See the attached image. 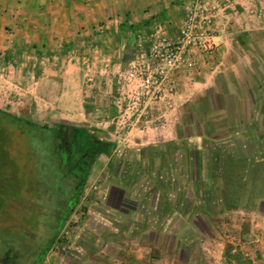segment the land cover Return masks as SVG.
Instances as JSON below:
<instances>
[{
    "label": "rangeland",
    "instance_id": "rangeland-1",
    "mask_svg": "<svg viewBox=\"0 0 264 264\" xmlns=\"http://www.w3.org/2000/svg\"><path fill=\"white\" fill-rule=\"evenodd\" d=\"M210 4L217 24L226 10L235 15L223 50L216 41L213 54H196L199 76L185 74L173 107L147 128L115 106L111 60L86 53L82 70L40 76L28 66L12 73L0 52V128L21 167L9 179L24 175L0 212V264L6 256L17 264H264V0ZM64 152L75 163L86 154L89 166L57 232L74 191L55 170ZM242 155L251 160L241 169Z\"/></svg>",
    "mask_w": 264,
    "mask_h": 264
},
{
    "label": "crops",
    "instance_id": "crops-1",
    "mask_svg": "<svg viewBox=\"0 0 264 264\" xmlns=\"http://www.w3.org/2000/svg\"><path fill=\"white\" fill-rule=\"evenodd\" d=\"M188 1L0 0V52L6 51L4 57L9 62L3 65L15 74L16 68L19 70L28 66V72L33 68L34 73L41 76L53 73L58 70L56 68L63 70L65 66L82 70L90 59L85 56L86 53L96 59L95 63L111 60L110 67L123 65L132 57L136 43L147 41L158 26L163 25L165 30L173 33L174 27L185 15ZM231 4V1L225 3L224 9L229 10ZM228 10L218 21L221 25L215 41L220 44L226 38L228 19L233 21L235 18ZM19 32L22 34L18 38L16 34ZM223 44L219 51L223 50ZM23 47L28 49L29 60L27 52L21 50ZM201 66L192 74L199 76ZM52 81L48 80V85L51 86ZM204 83L198 86L203 87ZM158 135L165 137V132L160 131ZM191 146L188 145L189 151L193 150ZM237 158L238 167L251 160L243 155ZM244 172L243 168L241 176Z\"/></svg>",
    "mask_w": 264,
    "mask_h": 264
},
{
    "label": "built area",
    "instance_id": "built-area-1",
    "mask_svg": "<svg viewBox=\"0 0 264 264\" xmlns=\"http://www.w3.org/2000/svg\"><path fill=\"white\" fill-rule=\"evenodd\" d=\"M211 2L189 0L185 15L173 33L158 26L146 44L137 43L131 60L118 66L114 77L117 90L114 104L135 124L144 122L140 127L147 128L145 125L157 118L161 109L173 107L181 76L192 75L197 70L195 54H213L218 5Z\"/></svg>",
    "mask_w": 264,
    "mask_h": 264
},
{
    "label": "trees",
    "instance_id": "trees-1",
    "mask_svg": "<svg viewBox=\"0 0 264 264\" xmlns=\"http://www.w3.org/2000/svg\"><path fill=\"white\" fill-rule=\"evenodd\" d=\"M12 120L16 121V123H18L19 125H28L24 120H20L16 118H13ZM0 132H1V136H3L2 138H0V212H2L3 210H5V208L9 204L10 200L16 197L18 188L21 185V181L24 180V175H22L21 179H18L16 175V181H12L11 178L9 179L10 176L14 175L15 171L16 173H18L17 172L18 167L16 166V169H15V167L12 166V161L9 159L4 149L5 137H4V134L1 128H0ZM51 138L56 139L57 138L56 133H52ZM95 147H98V146L94 144L90 145L91 149H94ZM85 155L86 154H83L75 163V162H72V155H70L68 152H64L61 162H59L58 166L55 167V170L57 168H58L57 170L58 172L61 170V173L67 175V178H70L74 183L73 196L69 199L68 208L61 217H57V221H56L57 222V226H56L57 232L64 225L65 221L67 220L69 216V213L71 212V209H73V207L75 206V203L80 197L83 184L85 183V180H86L87 169H88L87 167L88 156H85ZM19 171L21 173V167ZM8 235H10V233H7L5 236L7 237ZM0 244L2 245V240H0ZM8 244H9L8 240L5 239L3 242V246H7ZM47 249H48V245L43 249V253ZM7 250H10V249H7Z\"/></svg>",
    "mask_w": 264,
    "mask_h": 264
},
{
    "label": "flooded vegetation",
    "instance_id": "flooded-vegetation-1",
    "mask_svg": "<svg viewBox=\"0 0 264 264\" xmlns=\"http://www.w3.org/2000/svg\"><path fill=\"white\" fill-rule=\"evenodd\" d=\"M69 133H66L65 134V137H64V140H66V147H65V150L68 151V149L70 148V142H71V139H72V135H71V130H68ZM1 264H17L12 258L6 256L3 261L1 262Z\"/></svg>",
    "mask_w": 264,
    "mask_h": 264
}]
</instances>
